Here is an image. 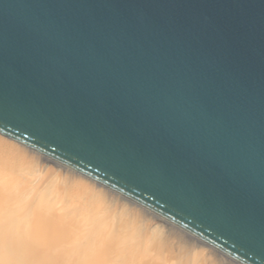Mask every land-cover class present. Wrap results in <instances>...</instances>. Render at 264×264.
<instances>
[{
  "label": "water",
  "instance_id": "1",
  "mask_svg": "<svg viewBox=\"0 0 264 264\" xmlns=\"http://www.w3.org/2000/svg\"><path fill=\"white\" fill-rule=\"evenodd\" d=\"M0 133L264 264V0H0Z\"/></svg>",
  "mask_w": 264,
  "mask_h": 264
},
{
  "label": "bare ground",
  "instance_id": "2",
  "mask_svg": "<svg viewBox=\"0 0 264 264\" xmlns=\"http://www.w3.org/2000/svg\"><path fill=\"white\" fill-rule=\"evenodd\" d=\"M42 165L58 167L63 178L50 174L56 183H49ZM153 218L161 224L147 228ZM184 244L197 246V254L206 251L199 264H240L147 207L0 133V264H194Z\"/></svg>",
  "mask_w": 264,
  "mask_h": 264
},
{
  "label": "rangeland",
  "instance_id": "3",
  "mask_svg": "<svg viewBox=\"0 0 264 264\" xmlns=\"http://www.w3.org/2000/svg\"><path fill=\"white\" fill-rule=\"evenodd\" d=\"M41 164V163H40ZM44 164V163H43ZM45 168V169H44ZM46 168H48V167H44L43 165H42V172L43 171H45L46 170ZM48 170H49V176H51V177H49L48 176V181H49V183H51V184H54V183H56L55 181H54V179H56L55 177H56V175L58 176V179L60 180L61 179V177L63 178V171L61 170V169H59L58 167H57V170H56V168L55 167H53V168H48ZM53 171V172H52ZM55 171V172H54ZM57 171V172H56ZM56 173V174H55ZM50 174H53V175H55V177H53V175H50ZM52 178H54L53 180H52ZM58 179H57V181H58ZM72 189V188H71ZM101 197V196H100ZM102 198V197H101ZM103 199V198H102ZM110 200H108V202H109ZM117 203V202H116ZM114 206H115V204H114ZM117 207V206H116ZM134 208H137V210L138 211H142L141 209H140V207H138V206H135L134 205ZM132 211L134 212V214H135V211H134V209H132ZM143 212V211H142ZM146 216H144L143 217V219L145 218ZM147 218L148 217H146L145 218V220H146V222L148 221L147 220ZM154 219V218H153ZM153 222H150V224H147L146 226H147V228H150V227H155V226H158V225H160L161 224V222L160 221H158L156 218L154 219V220H152ZM159 223H158V222ZM148 223V222H147ZM152 225H155V226H152ZM184 239H186L187 240V242L189 243V239H187V238H184ZM184 246H186V248L184 249V252H185V254H184V256H188V255H193V259H192V261L194 262V264H199V263H201L200 261L201 260H203V259H205L206 258V251L205 250H201V251H199V254H197V252H196V250H195V248L198 250V248H197V246L195 247L193 244H184ZM187 249V250H186ZM199 256H201V257H199ZM204 256V257H203ZM191 261V262H192ZM207 264H210V263H207ZM220 264H222V263H220ZM224 264H227V263H224Z\"/></svg>",
  "mask_w": 264,
  "mask_h": 264
}]
</instances>
